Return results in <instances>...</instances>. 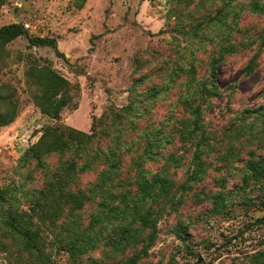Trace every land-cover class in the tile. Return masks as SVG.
<instances>
[{"label":"rangeland","instance_id":"obj_1","mask_svg":"<svg viewBox=\"0 0 264 264\" xmlns=\"http://www.w3.org/2000/svg\"><path fill=\"white\" fill-rule=\"evenodd\" d=\"M14 23L27 34L0 56V119L16 115L0 125V192L6 197L0 264H124L141 253L143 244L109 256L89 252L74 262L61 250L69 229L82 233L98 207L89 202L75 210L54 185L63 164H78L72 161L76 146L42 163L31 157L48 128L83 142L93 137L83 146L92 169L75 168L65 194L95 189L115 165V183L131 196L138 192L139 167L147 179L161 176L168 183L174 204L154 206L161 213L158 234L138 264H251L264 252V189L245 183L251 154L264 156V13L253 10L252 0H7L0 27ZM218 58L214 88L212 61ZM31 64H48L70 82L60 119L35 105L38 90L26 76ZM196 120L202 132H193ZM148 143L154 147L144 158ZM196 153L205 172L186 184ZM218 193L227 199L224 212L211 199ZM245 197L255 204H245ZM15 208L34 215L48 244L47 263L30 258L14 239L9 215Z\"/></svg>","mask_w":264,"mask_h":264},{"label":"trees","instance_id":"obj_2","mask_svg":"<svg viewBox=\"0 0 264 264\" xmlns=\"http://www.w3.org/2000/svg\"><path fill=\"white\" fill-rule=\"evenodd\" d=\"M6 1L0 0V9ZM263 1L252 0L253 10L264 13ZM26 34L24 25L21 23L0 27V56L10 43ZM30 40L32 45L46 44V40L44 39ZM37 40H39V43H37ZM54 48L58 55H62L57 49L56 44H54ZM220 62L221 58L212 61L211 86L214 88V79ZM254 62L255 60L251 62L250 67ZM26 76L37 87L38 92L34 95V102L41 113L54 120L60 119L63 110L69 105L68 93L71 89L70 82L48 64H31L26 71ZM206 93L209 96L214 95L211 88L206 89ZM128 110H130V107ZM200 112L201 108L197 106L194 109V114L200 117ZM116 116L123 117L121 113H116ZM1 118L0 125H8L15 120L16 115L12 113L7 120L3 119V117ZM193 132H202V125L199 123V120H196ZM103 135L106 136V133H103ZM92 141L93 137H89L88 141L83 142L79 138L64 136L57 128H48L31 152V157L38 163H42L46 156L52 154L65 155L67 151L70 152L76 146L78 158L72 161H78V164H71V161L70 164H63L57 172L59 179L54 185L61 192V201L65 200L71 203L75 210L83 209L89 202L96 203L98 207L97 214L92 215V221L82 233H80V227H77L76 231L69 229V239L66 242L60 241L61 250L68 252L73 261L76 262L81 256L89 252L98 251L109 256L111 253L118 254L127 248L143 244L140 254L124 262V264H138L142 256L148 254L149 245L155 241L158 234L157 222L161 213L159 211L157 213L154 206L157 203L161 205L166 201L174 204V197L170 195V187L165 179L157 176L149 180L145 177L144 170L141 167L138 169L136 181L138 192L135 196H131L129 194L130 191L124 190L120 185L115 183L116 170L119 168V165L107 167L102 172L100 181L95 186V189H89L87 192L79 191L77 193L65 194L63 190L68 184L71 173L75 168L81 166L80 171L82 172L92 169V160H86L85 150L83 149V146ZM153 147L154 143H148V149L145 150L144 158L147 157L149 150ZM113 156L115 159L117 158L116 153ZM195 157L196 170L188 176L186 184L192 185L194 182H198L200 175L205 172L201 163L202 161H200L201 154L196 153ZM247 171L248 175L245 178V183L249 185L250 182H254L261 185V188L264 189V156H256V154L252 153L247 162ZM186 184L183 188L184 190H189L190 187H187ZM119 186L121 187L120 190L118 189ZM50 188H53V185ZM211 199L219 211L224 212L226 210L227 199H225L222 193L214 195ZM1 201H6L3 192H0ZM243 202L247 205L255 204V200L249 197H245ZM260 204L264 206V200L260 201ZM36 210L34 209L35 212ZM60 211L61 206L58 205L55 210L56 217ZM9 217L14 239L18 240L22 250L28 252L30 254L29 257L33 258L36 262L47 263L49 255L45 253V249L48 244L42 236L41 229L35 227L34 215L21 213L18 208H15ZM23 217L26 220H23ZM104 223L107 225L104 226ZM146 231L150 232L149 235L143 238L142 242L139 241V238ZM147 240L150 243L145 245V241ZM251 264H264V252L255 254Z\"/></svg>","mask_w":264,"mask_h":264}]
</instances>
